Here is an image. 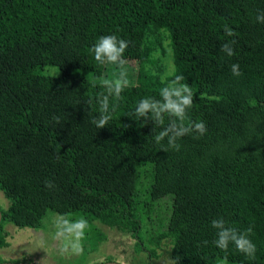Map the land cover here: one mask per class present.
<instances>
[{"label":"trees","instance_id":"trees-1","mask_svg":"<svg viewBox=\"0 0 264 264\" xmlns=\"http://www.w3.org/2000/svg\"><path fill=\"white\" fill-rule=\"evenodd\" d=\"M261 12L264 0H0V191L8 201L0 209V249L8 246L6 223L39 229L52 212L86 218L85 238L98 231L95 223L130 235L138 251L145 228L157 221L148 264L167 239L178 264H218L224 255L229 264H264ZM225 25L237 35L226 36ZM110 34L129 42L124 58L139 72L119 100L110 97L116 111L98 129L92 120L100 114L99 94L107 93L87 74L100 76L106 64L90 49ZM229 40H236L231 57L221 51ZM164 46L174 73L162 79L155 57L162 61ZM233 64L241 76L232 74ZM47 65L61 75L36 73ZM175 75L194 92L188 119L204 121L207 132L182 137L179 151H163L167 141L153 139L161 126L129 114L143 97L159 98ZM217 218L252 227L254 260L234 245L227 253L214 245Z\"/></svg>","mask_w":264,"mask_h":264},{"label":"clouds","instance_id":"clouds-1","mask_svg":"<svg viewBox=\"0 0 264 264\" xmlns=\"http://www.w3.org/2000/svg\"><path fill=\"white\" fill-rule=\"evenodd\" d=\"M256 21L264 23V12L256 16ZM225 35L234 37L237 34L228 25L224 26ZM236 40H229L221 45V51L227 56L235 55L234 45ZM129 42L115 34L103 35L99 37L90 51L94 54L95 61L100 65L112 64L119 69L114 78L106 79L96 77L101 85L106 89V93H100L98 96L99 116L92 120V123L98 129L106 127L113 118L116 111V104H111L110 97L119 100L121 93L128 88L132 81L128 69L125 67L127 61L124 58ZM231 72L234 76L242 75L239 70V64L231 66ZM183 75H175L173 79L166 82L165 86L159 91V98L155 96H146L140 99L133 113L129 114L131 118L148 122H154V125L161 126V130L157 132L153 139L156 144L162 145L167 141V146L162 145L161 150L167 151L173 149L179 151L181 145L178 141L190 134L198 133L200 136L207 132L206 123L204 121H191L188 119L189 110L193 107L194 92L192 87L184 83ZM89 104L91 101L88 102ZM165 117L168 123L165 126ZM56 123H60L59 117H53ZM187 120V123H186ZM153 131V129H152ZM45 186L49 189L54 187L52 181H45ZM211 227L216 230V239L214 245L222 252L227 253L229 245H234L235 249L242 253L250 260H254L257 252L256 244L252 241V227L241 230L232 226L223 218L213 219ZM54 236L53 239L60 245L59 251L63 254L71 253L73 255H81L84 252L83 240L85 239L86 230L89 228V221L80 217L72 218L66 213H57L54 220ZM205 246L208 241L202 242ZM179 259H173L171 264H178ZM218 264H229L227 255L219 259Z\"/></svg>","mask_w":264,"mask_h":264},{"label":"rangeland","instance_id":"rangeland-1","mask_svg":"<svg viewBox=\"0 0 264 264\" xmlns=\"http://www.w3.org/2000/svg\"><path fill=\"white\" fill-rule=\"evenodd\" d=\"M166 43L167 41L163 45ZM165 49L166 52L162 61L159 57H155L159 59L158 65L164 66L162 79L174 73L172 50L168 47H165ZM126 61L125 67L129 71L130 80L132 81L131 85H135L137 81L136 74L139 72L138 66L132 60ZM118 71L119 69L116 65L106 64L105 70L98 77L102 76L106 79H112ZM36 73L52 77H59L61 75V71L57 66L50 65L38 68ZM87 78L100 82L91 74H87ZM147 179L148 177L143 174L141 177L142 183H145ZM168 203L167 199L160 202L161 209H159L164 214L170 213L167 207ZM170 206L171 204L169 203ZM0 209H8V201L1 191ZM56 215L57 213L48 212L42 221V227L39 229L18 228L10 223H6L5 230L8 234V246L0 249V261L22 263L31 260L34 264H104L109 262L117 264H148V251L153 247L149 241L151 235H153V231L157 232V221H155L153 229L150 226L145 228L144 235L141 238L144 248L140 251L135 246L136 240L130 235L95 223V228L98 231L93 230L91 235L83 240V254L73 255L71 253H61L59 251V243L53 239ZM169 250V239L162 241L160 247L156 249L157 258L152 259V263L171 264L168 255Z\"/></svg>","mask_w":264,"mask_h":264},{"label":"water","instance_id":"water-1","mask_svg":"<svg viewBox=\"0 0 264 264\" xmlns=\"http://www.w3.org/2000/svg\"><path fill=\"white\" fill-rule=\"evenodd\" d=\"M1 219H2V214L0 211V222H1ZM0 264H16V263L5 262V263H0ZM24 264H30V263H24ZM104 264H117V263L109 262V263H104Z\"/></svg>","mask_w":264,"mask_h":264}]
</instances>
